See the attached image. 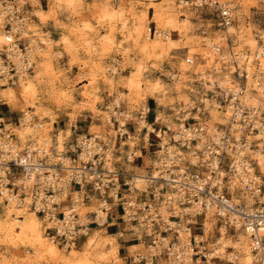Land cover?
Instances as JSON below:
<instances>
[{
    "label": "built area",
    "instance_id": "2783aa9c",
    "mask_svg": "<svg viewBox=\"0 0 264 264\" xmlns=\"http://www.w3.org/2000/svg\"><path fill=\"white\" fill-rule=\"evenodd\" d=\"M209 4L219 7V24L229 25L231 9L216 0ZM34 18L28 0H0L4 38L0 88L17 85L35 68L46 42L28 28ZM212 44L226 59L220 46ZM185 62L191 64L193 59L186 57ZM231 63L228 69L233 67L235 85L231 81L233 88L226 90L217 84V94L211 92L209 103L227 114L225 124L208 126V106L193 98L176 112V127L167 122L157 127L158 113L149 122L151 106L141 108L137 124L143 122L144 149L146 142L153 146L150 137L145 138L153 134L150 167L158 178L138 180L135 173L116 168L118 160L111 158L110 142L101 133L80 134L69 148L57 151L51 144L21 141L0 117V211L14 205L34 213L65 249L76 247L93 228L129 226L133 239L143 243L147 253L132 248L127 264H239L240 254L234 247L223 250L210 238L204 222L209 215L214 220L212 231L218 235L220 230L244 231L249 264H264V172L257 156H251V151L264 155V115L245 96L248 78L250 87L257 90L264 82V71L256 67L248 74L237 60ZM123 120L116 128L119 138L129 133L126 121L132 117ZM133 155L127 154L125 161L131 162ZM166 184L174 197L166 196ZM91 201L96 208L87 211L83 221L80 208Z\"/></svg>",
    "mask_w": 264,
    "mask_h": 264
},
{
    "label": "rangeland",
    "instance_id": "374dc122",
    "mask_svg": "<svg viewBox=\"0 0 264 264\" xmlns=\"http://www.w3.org/2000/svg\"><path fill=\"white\" fill-rule=\"evenodd\" d=\"M210 1L212 2V0H203L201 3L200 0L170 1V4L174 5L172 16L175 17V25L178 26L172 35L182 46L180 56L177 57L179 54L176 49L164 52L160 56L155 53L142 56L138 47L143 38H137V43L135 40L134 43L133 38L125 36L147 0H82L80 6L76 0L73 1V5L68 6L64 0H28L35 14L28 28L37 37L42 35L47 40L39 52L33 72L27 74L37 81L34 106H29L24 101L5 103L0 96L2 122L12 134H15L16 129L22 126L21 121L24 120L27 111L32 117L30 122L33 129L36 132L46 129L42 138L48 140V145L52 146L58 141L61 145L59 150L69 148L80 134L101 133L107 136L106 139L110 142L111 158L118 160L116 168L130 174L138 172L150 174L155 140L152 139L153 134L149 133L145 138L150 137L153 146L150 147L146 142L144 143L146 149L143 148L142 134L145 131L140 133L143 122L137 124L138 114L143 106H151L149 122L156 111L161 120L155 124L157 127L165 122L171 127H176L178 116L176 112L185 109L187 102L193 98L197 100L196 102H204L208 106L206 120L208 126L225 124L227 115L216 107L209 106L210 96L212 93L217 94V79L222 77L223 73H227L235 85V77L230 73L233 67L228 68L232 65V59L237 60L236 55L239 53L250 56V74L258 69L254 54L259 46L264 47V0H216L220 6L225 5L231 9L230 31H226L229 25L219 24V7L209 4ZM163 2L154 0L150 7L154 5L158 7ZM103 3L106 4L107 10L115 14L113 17L102 13L105 7ZM151 10L147 12L148 18L143 23L144 32L148 27L147 32L153 38L157 37L160 31H171L169 26H160L155 22L151 17ZM120 17L127 20L125 30L121 27ZM82 20L89 26L83 27ZM206 40L220 46L221 54L226 57L221 58L210 46L216 66L219 61V70L210 66L205 67L200 45L204 46ZM186 57H191L193 62L186 63ZM142 58L144 68L138 76L139 88H130L129 80L134 78L136 64ZM47 62H50L49 65ZM190 67L191 69H188ZM195 68L201 71L203 68L206 73L212 71L215 83L212 86L205 85L203 82L206 78L203 74L199 77ZM92 76H94L92 81H89ZM248 81L249 78L245 83V96L247 92L250 94L256 92ZM65 83L68 85L66 89L64 88L68 98L60 88ZM11 87L17 90V85ZM262 88L264 89V84ZM247 100L250 101L248 97ZM257 108L264 115V103ZM119 112H123L124 116H120ZM130 116L132 120L126 121L129 133L119 138L116 128L120 125V119ZM132 152L134 155L131 162H126V155ZM251 156L254 158L257 156L258 159L260 155L251 151ZM260 170L264 172L261 167ZM95 208V201L81 206L80 214L83 221H86V216L83 215ZM2 213L3 210L0 211V214ZM39 219L41 220L40 217ZM128 228L129 226L122 224L96 227L88 236L81 238L76 247L65 249L52 237V231L49 230L47 223H44L43 234L47 240L54 241L58 248V258L47 255L36 261V248L32 242L24 239L8 245L0 241V264H66L62 259L70 256L75 262L78 261L76 259L85 256L88 264H127L126 258L131 255L132 248L135 252L147 253L144 244L134 240ZM212 228L209 236L218 241V233L213 232ZM95 230H98V234L93 238ZM119 232L122 235H119ZM116 238H123L132 246L119 251ZM90 239L93 240L89 247ZM234 245L228 244L241 253L238 246Z\"/></svg>",
    "mask_w": 264,
    "mask_h": 264
},
{
    "label": "bare ground",
    "instance_id": "6f19581e",
    "mask_svg": "<svg viewBox=\"0 0 264 264\" xmlns=\"http://www.w3.org/2000/svg\"><path fill=\"white\" fill-rule=\"evenodd\" d=\"M73 1L74 0H64V3L66 4V6L73 5ZM76 1H77V4L80 6V2H82V0H76ZM153 1L154 0H147V3H145L144 7L142 8L141 13L137 17H135L136 19L134 18L135 23L129 29H127L126 27L127 20L122 19L120 17L122 29L124 30L127 29V34H125V36H129L130 38H133V42L135 40L136 43H137V38L138 39L141 37L143 38L142 43L138 47V51L140 54H142V56H149L150 54L153 55L154 53L157 56H160L164 52H168L171 50L173 51L176 49L177 54H179L177 55V57H179L180 56L179 52L182 46L179 45V42L176 41L178 39L174 38V36L172 35L173 31L174 30L177 31L178 29V26L175 25V17L172 16L174 5L170 4L171 0H161V1H164L162 5H159L158 7H156L155 5L150 7ZM103 5H105V7L102 13L104 15L113 17L115 14L106 9L105 3H103ZM150 9H152L151 17L155 20V22L160 24V26H165V25L169 26L171 28V31H168V32L160 31L159 35L153 38H151V36L147 32L148 27H147V30L144 32L143 23L148 18L147 12ZM160 9H165V10L161 11ZM74 12H76V9H74ZM82 25L83 27L89 26L85 20H82ZM228 30L229 31L232 30L231 25L227 27L226 31ZM42 40L44 42H47L45 37L42 38ZM3 41H4V38L2 36V31L0 30V42H3ZM204 44H203L204 46L202 47L200 45V48L202 50L201 55L205 59V67L210 66L214 69L215 68L218 69L219 61L217 62V66H216L215 56L210 49V46L213 44L209 40H206V43ZM255 53L259 57L257 58L258 67L261 71H264V47L259 46ZM236 59L239 64L244 63L242 65H244V67L248 71V74H250V68H251L250 56L248 57L247 55L243 53H239L236 55ZM49 63L50 62H47V65H49ZM142 63H144L143 58L139 60L138 64H136V71L133 73L134 78H130L129 80L130 88H139L138 76L141 73L142 69L144 68V65ZM99 67L101 68V66ZM188 69H191V67ZM195 71H197L199 77H200V74L204 75V78H206V80L203 83L205 85L212 86V84L215 83L213 82L214 73L212 71L206 73L205 71H203V68H202V71L199 68L198 69L195 68ZM29 76L30 75H25V77H22L19 79L16 91L9 84H5L2 88H0V96L3 98V100H5V103L14 104V103H19V102L24 101L28 103L29 106H34L33 99L35 98V95H36L35 92H36V82L37 81H36V78L32 79ZM93 77L94 76H92V78L90 77L89 81H92ZM217 80H218L219 87H225L226 90H231L233 88L231 84L230 76L227 73H223L222 77H220ZM249 82L250 81H248V83ZM263 84L264 82L261 84V86L256 90L254 94H250L248 92L246 93V96L249 98V100L255 107H260L264 103L263 102L264 101V89L262 88ZM67 87L68 85L65 83L60 88L63 92H65L64 88L66 89ZM138 94L139 92L137 91L136 95ZM65 95L67 98L69 97L67 92H65ZM243 99H246V98L243 97ZM31 118L32 117L30 116V114L26 111L25 118L24 120L21 121L22 126H19L16 129L17 132L16 133L14 132V133L18 136V138L21 141L22 140L27 141V139L28 140L34 139V141L37 144L43 143L45 144V146H47L48 140H46L45 138H42V136L44 135V132H46V129H42V131L40 130L39 132H36L33 129L32 123L30 122ZM219 119L224 120V118H219ZM123 124H124V120L120 119V125H123ZM60 146L61 145L59 144V142L56 141L55 147L57 151H61L58 149ZM258 154L260 155L258 157V162L260 164V167L264 169V160H263L264 155L260 152H258ZM52 157L54 156L51 155L50 158ZM58 158L61 159L62 162H64L66 165H68V162L66 160H63L60 156ZM150 174H145L144 172H138L135 175H137V177L139 178L138 180H142L141 178L144 179L145 177H148V178L150 177L158 178L159 177L155 171H152ZM166 186H167V191H169L166 196L174 197L175 193L174 191L171 190V186L169 184H166ZM2 210H3V213L0 214V241L1 242H6L8 245H11V244H14L17 240L25 239V240L32 242V245L36 248V255H37L36 261H40L41 259H43L44 256H47V255L52 258H58V248L56 247L52 239L47 240V237L44 236L43 233H45V231L42 230V224L44 223L42 222V220L39 219L37 215H35L32 212H28L27 210L23 208L21 209L16 208L14 205L13 206H3ZM204 222H205V225L207 226V229L211 230L214 224V220H212V218L208 215L204 219ZM97 234H98V230H95L93 238H96ZM118 234L122 235L121 232H119ZM217 238H218L217 242L220 244L221 249L227 247L229 243H234L235 244L234 246H238V248L241 251V253H239L241 255L239 264H249L250 263V254H249V250L247 246V234L244 231H238L236 234H228L224 230H220V233ZM92 240L93 239L89 240V244H88L89 247L92 244ZM71 259H72V256L62 259V260L66 264H73V263L74 264L75 263L76 264H88L86 263L88 259L85 256L82 258L76 259L78 260L76 262L72 261Z\"/></svg>",
    "mask_w": 264,
    "mask_h": 264
},
{
    "label": "crops",
    "instance_id": "0c3cea01",
    "mask_svg": "<svg viewBox=\"0 0 264 264\" xmlns=\"http://www.w3.org/2000/svg\"><path fill=\"white\" fill-rule=\"evenodd\" d=\"M117 239V245H118V250L120 251V249L126 248L129 249L132 245L125 242L123 238H116Z\"/></svg>",
    "mask_w": 264,
    "mask_h": 264
}]
</instances>
